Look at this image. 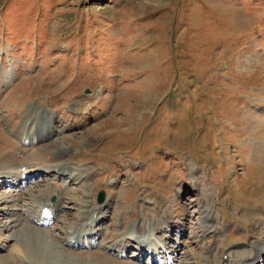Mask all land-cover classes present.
I'll list each match as a JSON object with an SVG mask.
<instances>
[{
    "label": "rangeland",
    "instance_id": "rangeland-1",
    "mask_svg": "<svg viewBox=\"0 0 264 264\" xmlns=\"http://www.w3.org/2000/svg\"><path fill=\"white\" fill-rule=\"evenodd\" d=\"M255 106H264V0H0V162L11 153L38 168L0 185V264H161L133 256L129 236L134 221L164 216L156 237L180 245L176 264L248 254L264 231L254 217L264 219ZM27 116L57 134L22 144L36 125ZM54 166L86 178L43 176ZM100 190L104 232L68 245ZM43 196L65 207L45 225L30 219Z\"/></svg>",
    "mask_w": 264,
    "mask_h": 264
},
{
    "label": "bare ground",
    "instance_id": "bare-ground-1",
    "mask_svg": "<svg viewBox=\"0 0 264 264\" xmlns=\"http://www.w3.org/2000/svg\"><path fill=\"white\" fill-rule=\"evenodd\" d=\"M9 65H11V64L9 63ZM14 77H15V75L13 74V72H12V75L10 72V76H8V80L10 78V81H12V79ZM254 108H255L254 109L255 112H258L261 114L264 113V106H263V108H262V106H255ZM27 118H28V121L30 120L29 122L27 121L28 123L36 124V125L34 128H31L28 132L24 131L23 133H19L20 134V142H22V144H28L30 139H32L34 137H35L33 139L34 142L37 141V142L42 143L43 141H48L49 139L52 138V136L57 134L56 133L57 131L55 132L54 128L45 124V121H42L40 119L37 121H34L33 116L31 118L29 116H27ZM52 118H53V116H52ZM257 121L264 122V117H261V115L259 116L256 114L253 117L252 116L249 117L251 129L256 130V126L258 124ZM24 122H25V120H24ZM258 125H260V124H258ZM262 126H264V125H262ZM40 130H41V132H44V131H47V132L45 134H41V132H39ZM38 133H40V134H38ZM28 134H30V137ZM42 137H44V138L42 139ZM17 159L18 158L14 154L9 153V154H7L5 159L0 162V169H8L9 170V171L7 170V171L0 174V185L1 184L11 185V182H13V184H15V183H18L22 179L25 182L27 179L30 178V176H36L38 174L37 173L38 168H36V167L35 168L34 167L33 168H26V167L22 168L23 166L19 165V163L17 162ZM41 170H42L41 173L43 174V176H45L46 174L55 173L57 175V177H59L60 179L69 180L70 184L72 182L75 184H79V182L82 183L83 182L82 180H84V178H86L84 174L79 173V175H78L77 173H75L71 170H66V169H64L62 167H58V166H54L53 168H46V169L41 168ZM87 178H89V176ZM37 180L38 179H36L32 182H39ZM198 181H199V179H198ZM25 186L29 187V182H27V185H25ZM23 188H24V186H22L21 189H23ZM21 189H18V190H21ZM42 198H44V200L42 199L41 201H39L37 208H36V213H35V215H32V217L30 219L32 222L41 223V224L45 225V224L52 222L53 218H56L58 216V214L62 211V209H64L65 207H64V205H62V202L60 200L56 203H52L49 201L50 198L47 199V198H45V196H43ZM84 202H86V201H84ZM106 205H108L106 202L98 203L97 205H93L92 206L93 211L91 213H90V211L92 210V207L90 209H86V207L83 206L85 208L83 210V214L87 215L85 213V210L89 211V214L87 216L90 215V217L85 222V227L78 226V227H70L69 228L67 238H66V243L68 245H73V246H77V247L78 246L85 247L87 245L90 246L91 244L89 243V236L93 237L96 235H101L104 232L100 227H98V224L101 222V220L106 215V213L104 212V208ZM257 212H258L257 214H254L255 219L258 221V222H256V226L262 227V225H264V219L261 215L262 213H260L258 210H257ZM198 214H200V213H198ZM258 216H260L261 218H258ZM202 217L203 218L201 220V224L205 225L206 232H209L208 229H210V232H216L217 228L215 227V224L212 223V221H215V220L207 214H204V216H202ZM1 219H3V218H1ZM163 220L164 221L159 222V223L154 222V224L153 223L150 224V227H147L145 224H143L142 227L144 226V229L140 226V224L137 220L133 222V225H132L133 229L132 230L135 234L132 233L131 236L133 238L131 236H129V234H128V236L130 237L129 240L134 242L135 243L134 246H136L135 247L136 250L133 252V256L137 255L139 257V256H144L145 254H149L150 256L153 257V261H154V258L156 259L159 257V260L158 259H156V260L158 262H160L161 264H176V260H178L176 257V254H178L179 251L181 250L179 248L180 245L175 244L173 246L172 245L170 246V243H169L170 237L169 236L163 235L165 237H159V236L156 237V233L159 234L162 231L164 232V228H166L165 225L167 224V222L170 219H167V217L164 216ZM163 222H164V224H162ZM154 228H158L156 232L154 231ZM139 229L141 230V232L138 231ZM144 230H145V232H144ZM220 231L221 232L219 234H221L223 232L224 233L227 232L226 229H220ZM215 234H218V233H215ZM153 236L155 237V239L153 238ZM255 237H258L257 241L255 240V242L253 243L252 249H250V252L248 254L239 256L238 251H232L231 254H228L227 259H225L223 261L219 260L218 261L219 263H216V264H261V261L264 259V243L262 242L263 237H264V231L259 230L258 236L255 235ZM124 240L126 242L128 240V237H126ZM95 243L100 244V242H95ZM179 243H181V241H179ZM154 245H157L159 250L161 249V251L162 250L163 251L162 252L158 251L156 253L155 249H154ZM125 246H126V243H125ZM235 246L239 247V244H237ZM107 248L110 250L114 249L113 246H107ZM209 249H212V248H209ZM212 252H213V250H209L207 255L209 257H213ZM161 253H163V255ZM161 255L163 256V258L161 257ZM208 260H206V261H208ZM213 260H212V262H213Z\"/></svg>",
    "mask_w": 264,
    "mask_h": 264
},
{
    "label": "water",
    "instance_id": "water-1",
    "mask_svg": "<svg viewBox=\"0 0 264 264\" xmlns=\"http://www.w3.org/2000/svg\"><path fill=\"white\" fill-rule=\"evenodd\" d=\"M85 92H89V89H86ZM105 200V193L101 191L98 195V202L101 203Z\"/></svg>",
    "mask_w": 264,
    "mask_h": 264
}]
</instances>
